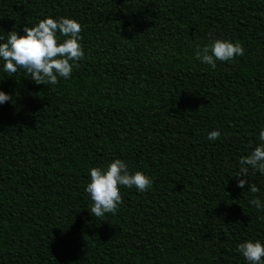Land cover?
<instances>
[{"label": "trees", "instance_id": "trees-1", "mask_svg": "<svg viewBox=\"0 0 264 264\" xmlns=\"http://www.w3.org/2000/svg\"><path fill=\"white\" fill-rule=\"evenodd\" d=\"M48 16L79 22L84 56L56 85L0 62V264H244L264 243V175L239 163L264 127V0H0V37ZM214 39L244 54L201 64ZM116 158L152 187L98 218L88 170Z\"/></svg>", "mask_w": 264, "mask_h": 264}, {"label": "clouds", "instance_id": "clouds-1", "mask_svg": "<svg viewBox=\"0 0 264 264\" xmlns=\"http://www.w3.org/2000/svg\"><path fill=\"white\" fill-rule=\"evenodd\" d=\"M81 26L69 17H45L34 26L23 28V35L17 31L8 32L7 37H0V62L5 73H15L18 69L30 74L36 83L56 85L58 77L68 79L76 62L83 58L84 51L80 43ZM61 38L62 41H61ZM244 54L241 43L230 40L214 39L202 48L197 47L195 58L204 65L215 69L216 62H230L234 57ZM11 96L0 90V105L9 101ZM220 136L218 130L208 132L209 141ZM259 143L239 160L241 171L250 167L264 175V127L258 134ZM89 182L84 191L92 201L90 214L102 217L107 213H115L120 202V186L135 187L145 192L152 187V179L140 171L130 173L126 163L119 158L113 159L106 168L92 167L88 170ZM237 187L247 191H259L256 184L250 183L244 175H237ZM257 210L264 211V202L254 197L249 201ZM244 264H264V243L260 240H245L237 245Z\"/></svg>", "mask_w": 264, "mask_h": 264}]
</instances>
